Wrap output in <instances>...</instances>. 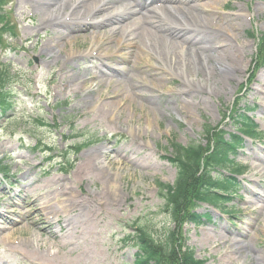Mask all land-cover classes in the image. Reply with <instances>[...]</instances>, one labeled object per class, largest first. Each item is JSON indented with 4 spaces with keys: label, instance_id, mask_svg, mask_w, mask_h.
Here are the masks:
<instances>
[{
    "label": "rangeland",
    "instance_id": "1",
    "mask_svg": "<svg viewBox=\"0 0 264 264\" xmlns=\"http://www.w3.org/2000/svg\"><path fill=\"white\" fill-rule=\"evenodd\" d=\"M5 1L4 7L0 3V70H10L11 78L9 87L0 92V98L2 102L11 103L12 108L0 118V168L6 165L10 172L5 180L16 179L17 183L10 184V188L0 181V264H134L137 249L124 239L137 234V227L147 223L155 238L165 239L163 235L167 230L174 233V251L170 256H163L158 248L155 252L165 264H184L186 247L194 249L195 264H264V0L195 2L213 1L218 7L215 11L225 16L240 14L245 22L242 29L230 32L237 34L238 44L246 46L238 45L241 72L237 82L218 89L207 101L205 98H209L210 93L198 89L187 93V89L179 86V80L170 81L162 89L140 97L137 106L127 107L125 117L119 118L118 115L102 116L92 111L93 105H84L80 91L84 81L87 86H93L94 97L102 89L101 96L105 98L116 81L129 83L131 78L141 76L152 82L154 69L148 67L155 64V60L139 59L136 68L142 72L135 70L137 77L130 78L126 70L132 64L128 66L130 62L125 60L128 58L131 63L138 60L134 52H129L136 50L137 45L132 48L117 45V38L128 22H123L124 28L114 36L108 34L111 26L92 27L94 23H102L104 16L114 14V4L102 10L93 21L81 20L83 10L77 21L79 25L62 20L60 22L65 24L60 28L57 22L37 27L32 24L31 18L36 19V25L58 10L44 8L39 3L41 0ZM47 1L57 5L64 1V10H67L77 0ZM64 10L60 15L66 14ZM67 11L69 15L64 20H68L72 9ZM163 16L164 20L178 21L167 9ZM59 30L65 32L68 42L64 45L59 42L60 47H64L62 52L56 49L52 52L50 49ZM96 34L106 36L100 37L101 44L94 54H122L112 63L117 67L115 70L103 66L106 76L97 72V65L92 62H99L94 58L85 55L70 59L67 55L71 48L88 53L93 46L92 36ZM95 72L96 79L93 78ZM168 88L174 90L168 91ZM188 100L189 105L185 103ZM193 103H198V108ZM155 109L161 115L158 120H155ZM147 110L154 119L150 130L152 138L144 136L143 139L142 135L126 128L136 127L139 120V125L144 126L142 120H147L144 117ZM236 113L248 123L246 131L252 136L255 137L254 132H263L259 140L254 142L248 139L249 134L244 137L237 133L236 126L241 128L245 124L235 122L232 117ZM127 116L135 120L123 124L122 119ZM205 126L213 130L208 133ZM229 139L239 140L241 144L230 159L249 166L250 170L238 177L242 184L239 191L229 196L211 193L221 197L222 206L209 205L202 189L204 180L208 179L206 174L213 171V167L206 165V160L215 146L229 148L224 144ZM195 142L204 143L198 147L203 152L199 161L201 168L187 181L188 186L178 198L173 213L161 195L159 184L175 181L173 156L176 149ZM99 147L107 148L116 163L123 162L119 201L102 209V199L95 201L91 196L101 197L105 185L92 176L82 180L76 176L82 156ZM223 170V178L229 180L227 174L231 171ZM114 171L115 167L111 172ZM17 172V176L11 177ZM29 172L30 176L24 177ZM2 177L0 172L1 180ZM53 184L52 191L59 190L58 201L49 192ZM218 184L223 186L221 182ZM66 185H74L73 192ZM251 189H255L256 194H252ZM26 192L29 197L23 196ZM35 192L45 194L44 205L48 203L50 209L42 211L40 205L35 204L32 195ZM81 197L90 200L85 205H94L97 210L87 228L67 247L55 244L51 251L59 250L63 255L61 259H37L39 246L34 237L48 243L61 240L69 218L78 210L85 214L89 209L75 204L74 210L68 207L70 210L64 213L60 204L64 201L69 206L74 198ZM68 249L73 250L72 254Z\"/></svg>",
    "mask_w": 264,
    "mask_h": 264
},
{
    "label": "bare ground",
    "instance_id": "2",
    "mask_svg": "<svg viewBox=\"0 0 264 264\" xmlns=\"http://www.w3.org/2000/svg\"><path fill=\"white\" fill-rule=\"evenodd\" d=\"M196 1L197 0H159L161 5L154 10L143 12V7L137 6L136 8L131 7L129 12L123 16H118L119 14L112 17L104 16L103 22L100 23L99 26L102 24L111 26L108 30V34L113 36L119 32V29L124 28L121 19L135 17L131 23L127 24V26L125 25V29L121 36L117 38V45H123L122 48L125 47L124 44L129 48H132L134 44L137 45L136 50L129 51L134 52L138 59H135L132 64L134 68L138 65L139 59L143 57L146 58V61L155 60V64L153 63L148 67L154 69L152 72L154 76H152V82L146 81V79L141 76L134 79L131 78L134 82H132L131 79L129 83L116 81L114 89L107 90L109 94H106L105 98L101 96L102 89L100 88L101 90L95 95L97 99L96 102L93 94V86H87L84 81V86L80 90L83 92L81 100L86 103L84 105H93L92 111L102 116L118 115L117 118H119L122 116L125 117L127 107H136L140 97L142 98L148 93H153L154 90L162 89L164 86H167L170 81L174 83L176 80H179V86L184 87L182 88L183 90L187 89V93H195L194 89L210 93V97L205 98L207 101L211 99V94L216 95L218 93V89H224L225 87H229L231 83L237 82L241 72L238 62L240 59L238 45H240V48L246 46L238 44L237 34H232L230 32L239 31V29L244 27L245 22L240 14L225 16L215 11L214 8L218 7H216V5L214 6L213 1L195 3ZM112 2L113 0H77L67 8V10L70 8L72 11L68 20H64L67 18V15H69V11L64 10V1L58 2L60 5H57L47 0H41L39 3H42L41 5L44 8L53 11H55V9L58 10L54 15L52 14L51 17H44L45 20L36 25V19L31 18L32 24L37 27L45 26L47 23L57 22L60 28L63 27L62 25L65 24L64 22L70 21V25L78 24L77 21L83 10L84 13L82 14L83 17L81 20L93 21L99 16L102 10H107ZM163 9L169 10L178 21L172 22L170 25L164 24L167 21L162 17L164 12ZM62 10H64L66 14L60 15V11ZM90 13H92V15ZM62 20L64 22H60ZM196 30L201 32H197ZM207 33H210L211 36H208ZM104 35L96 34V36H92L93 46L88 53H82L71 48L70 52L67 53L68 57L73 59L88 54H94L95 48L99 47L101 44L100 37L102 36L103 38L106 36ZM66 37L64 31H57L55 39L53 40V47L50 51L56 49V51L62 52L64 47H60L59 42L62 41L64 45V42H68ZM113 40L114 39H112V41ZM233 41L236 42V44L233 43ZM70 43L72 42L70 41ZM173 48H175V50L172 51ZM177 52L179 56L176 55ZM212 61L214 64H212ZM138 72L140 74L142 71L139 69ZM132 74L135 77L138 75L137 73ZM100 83L97 85H101ZM108 83L109 82H107V84ZM172 90H174V88H168V91ZM98 95L100 96L98 97ZM185 103H187V105L191 104L190 100ZM193 104L195 108H198V103ZM156 110L157 109H155V120H158L161 118V115L156 112ZM144 117L147 118V120H142L144 126L139 125V123H141L139 120L136 127L129 125L126 130L136 135H142L143 139L144 136L152 138L150 130L153 126L154 119L151 117L149 110L144 111ZM131 119L135 120L133 117L127 116L122 119V123H128ZM82 157L83 159L78 165L76 176L81 180L88 176L98 178L105 186L102 189L101 197L92 195V200L97 201L102 199L103 203L101 204V209L114 205L119 201L118 197L121 195L123 177L121 169L123 167V162L117 161L116 163L114 159L110 157V153L105 147L90 150ZM114 167L115 171L111 172ZM74 183L75 182L72 181V184ZM54 185L55 184L49 186V192H51L54 196L53 198L58 201L60 197L58 193L59 190L56 188L52 191ZM74 187V185L68 187V190L73 192L72 189ZM32 195L35 198V204L38 203L42 211H47V208L50 209L48 203L44 205L45 202L43 201V197L45 194L39 195L35 192L32 193ZM23 196L29 197L30 195L26 192ZM88 202H90V200L85 197H81V199L74 198L69 206L65 204L64 201L61 202L60 208L66 213L70 208L74 210L76 208L75 204L80 206ZM85 206L86 209L89 210L86 211L85 214L78 210L75 216L69 218L66 224V232H64L62 239L58 242L48 243L43 239L34 237V241H36L39 246L40 255H38L37 259L44 260L45 257L62 258L63 255L59 250L52 252L51 249L55 244L58 247L61 244L62 248L69 246L70 241L71 244H73L74 240L87 228V225L92 219V215L97 213L94 205H91V207ZM53 210L55 212V209L51 211ZM47 214L49 215V212ZM43 251L46 254H44ZM68 252L72 254L73 250L68 249Z\"/></svg>",
    "mask_w": 264,
    "mask_h": 264
},
{
    "label": "trees",
    "instance_id": "3",
    "mask_svg": "<svg viewBox=\"0 0 264 264\" xmlns=\"http://www.w3.org/2000/svg\"><path fill=\"white\" fill-rule=\"evenodd\" d=\"M10 78V70H0V92L7 89ZM10 109L11 104L7 101L2 102V99L0 98V118L5 116V112ZM240 116L241 114L236 113L232 118L237 123L245 124L243 125L244 127L241 128V131L244 134H249V132L246 131L248 123H246L245 120ZM205 128L207 132L211 131L210 126H205ZM239 143V140L224 141V144H226L229 148L226 149L225 145H217L213 149L212 154L207 157L206 165L213 167V171L210 170L211 172H207L206 178L208 179L204 180L203 185H205V187L202 189L203 193L205 194V200L208 202V204L222 206L223 200L221 197L211 194L212 192L222 193L224 195L225 193L228 194L236 189L232 180H225L226 178H223L221 171H223L224 168H229L231 171L239 174L240 172H243L244 169H246L238 163L236 164L234 160L230 159V156L233 155L236 152L235 150L239 147ZM198 147L199 144H190L187 146H180L179 149L177 148L176 154L173 157L175 162L174 165L177 169L176 181L173 185L160 184L161 195L163 196L164 201L167 202L169 206H171L173 213L175 212L180 200L178 198L183 196L184 191L188 186L187 181L200 171L201 167L199 161L203 152H201ZM214 171L215 175L212 176ZM220 182L223 183V186L218 184ZM137 222H139V220ZM147 224L146 226L139 225L137 227L138 233L133 236H128L127 238L135 241L141 252L139 255H137L136 264L137 262H139L138 264H165L163 260H160L159 257L156 256L155 252L158 248L162 250L161 253L163 256H170V253L174 251V233H172L171 230H167L163 235L165 239H158L155 238V235L151 232V229L147 226ZM194 255V249L191 247H186L184 251V264H195L196 260Z\"/></svg>",
    "mask_w": 264,
    "mask_h": 264
}]
</instances>
